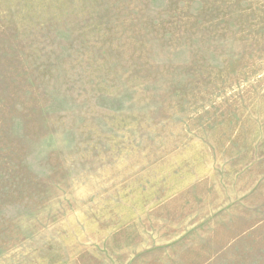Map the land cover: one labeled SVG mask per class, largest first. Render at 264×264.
Instances as JSON below:
<instances>
[{
	"label": "rangeland",
	"instance_id": "1",
	"mask_svg": "<svg viewBox=\"0 0 264 264\" xmlns=\"http://www.w3.org/2000/svg\"><path fill=\"white\" fill-rule=\"evenodd\" d=\"M0 264H264V0H0Z\"/></svg>",
	"mask_w": 264,
	"mask_h": 264
}]
</instances>
